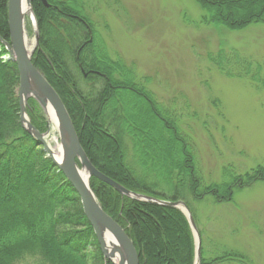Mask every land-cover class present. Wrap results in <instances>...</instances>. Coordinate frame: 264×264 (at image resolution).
<instances>
[{
  "label": "trees",
  "instance_id": "1",
  "mask_svg": "<svg viewBox=\"0 0 264 264\" xmlns=\"http://www.w3.org/2000/svg\"><path fill=\"white\" fill-rule=\"evenodd\" d=\"M46 1L51 7L31 0L40 32L33 63L60 95L100 172L133 192L184 201L188 207L189 198L231 202L240 191L264 182L259 165L242 173L224 167L223 180L208 183L177 119L136 82L133 67L112 58L86 0ZM195 1L206 26L242 31L264 23V0ZM8 3L0 0V36L10 42ZM6 56L0 43V264H16L26 254H39L45 264H106L79 195L20 124L19 71ZM209 61L227 78H249L264 86L263 66L237 51L221 49ZM218 102L213 103L217 109ZM28 107L32 124L46 132L37 103L30 100ZM129 151L136 157L134 167ZM90 185L104 211L133 241L140 264H195L193 232L180 210L123 197L94 177ZM203 245L201 264H250L246 255L229 249L207 258Z\"/></svg>",
  "mask_w": 264,
  "mask_h": 264
},
{
  "label": "rangeland",
  "instance_id": "2",
  "mask_svg": "<svg viewBox=\"0 0 264 264\" xmlns=\"http://www.w3.org/2000/svg\"><path fill=\"white\" fill-rule=\"evenodd\" d=\"M85 3L112 58L123 59L133 67L136 82L177 119L180 130L193 146L196 166L208 183L221 182L224 167L232 166L242 173L264 166V86H257L249 78H227L209 61L210 55L221 49L227 54L237 51L251 62L261 64L264 78V23L242 31L206 26L200 22L204 11L195 0H86ZM36 24L40 39L36 17L34 21L32 16H26V35L31 40L36 39ZM89 34L92 35L91 29ZM4 59L10 60V56ZM216 101L218 109L213 105ZM37 105L48 130L41 133L36 129L44 135L48 147L54 148V138L57 136L60 141V135ZM28 106L27 116L32 121ZM40 147L49 158L44 145ZM128 155L134 167L133 151ZM189 201L188 208L195 216L201 249L203 243L207 258L229 249L246 255L250 264H264V182L240 191L231 202L215 203L211 198L204 202L191 198ZM59 208L68 210L60 205ZM16 264L45 262L39 254H26Z\"/></svg>",
  "mask_w": 264,
  "mask_h": 264
},
{
  "label": "water",
  "instance_id": "3",
  "mask_svg": "<svg viewBox=\"0 0 264 264\" xmlns=\"http://www.w3.org/2000/svg\"><path fill=\"white\" fill-rule=\"evenodd\" d=\"M24 2L29 6V11L35 21L31 0H9L10 42H7L0 36V43L5 45L10 60L17 65L19 71L20 82L18 98L21 110V124L34 139L44 145V150L49 158L65 175L79 195L84 214L94 229L105 260L114 262L115 264H140L139 254L134 243L128 237L125 230L104 211L93 192L90 185V180L93 177L109 185L123 197L144 203L172 207L183 212L195 238V264H201L200 232L191 211L184 201H168L154 196L133 192L104 175L91 163L80 143L71 116L60 95L40 70L36 68L32 61V55L39 45V33L36 24V46L34 51L29 53L26 40V14L24 12ZM43 2L46 7H50L46 0H43ZM30 99H34L45 114L50 105L57 115L59 135L63 145V156L60 162L56 161L52 151L44 140V135L36 129L27 116V106ZM80 170H87V180L81 177ZM109 239H111L110 244L108 242Z\"/></svg>",
  "mask_w": 264,
  "mask_h": 264
},
{
  "label": "bare ground",
  "instance_id": "4",
  "mask_svg": "<svg viewBox=\"0 0 264 264\" xmlns=\"http://www.w3.org/2000/svg\"><path fill=\"white\" fill-rule=\"evenodd\" d=\"M29 9L30 8L27 5V3L24 2V12H25L26 16H32L30 11H29ZM26 40H27L28 51H29V53H32L34 51V49H35L36 42H35V40H31L29 35H27ZM46 115H47L49 123H51V125L53 126V129L57 130L58 133H59L58 118H57V115H56L54 109L50 105L47 108ZM54 142H55V147L53 148L50 145V149H51L56 161L60 162L62 160V156H63V145L61 143V137H60V141H59L57 136H55ZM80 171H81L80 172L81 177H83L84 180H87L88 179L87 170H80ZM108 242L110 244L111 239H109Z\"/></svg>",
  "mask_w": 264,
  "mask_h": 264
}]
</instances>
